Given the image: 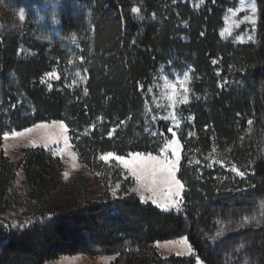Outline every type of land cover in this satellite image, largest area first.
<instances>
[{
	"label": "trees",
	"instance_id": "16d2710c",
	"mask_svg": "<svg viewBox=\"0 0 264 264\" xmlns=\"http://www.w3.org/2000/svg\"><path fill=\"white\" fill-rule=\"evenodd\" d=\"M27 1L0 0V136L63 121L106 196L91 197L82 175L62 181L58 159L42 148L15 163L1 156V211L30 200L43 209L0 229V264L77 253L114 255L109 264H264V0L257 44L220 36L229 0H136L135 13L124 0H65L44 32L3 16ZM54 65L58 80L45 79ZM160 65L188 74L178 108L180 213L142 201L131 178L99 159L157 154L167 141V124L147 130L144 116ZM19 169L27 200L13 186ZM181 236L192 256L160 254L158 242Z\"/></svg>",
	"mask_w": 264,
	"mask_h": 264
},
{
	"label": "rangeland",
	"instance_id": "374dc122",
	"mask_svg": "<svg viewBox=\"0 0 264 264\" xmlns=\"http://www.w3.org/2000/svg\"><path fill=\"white\" fill-rule=\"evenodd\" d=\"M64 1L29 0L23 8L16 11L10 7L6 8L3 16L7 23H13L14 20L20 22L28 20L40 30L41 25L46 27V23L54 20L56 10L63 7ZM229 1L231 7L225 10L223 25L219 30L220 36L223 39H231L236 44H257L261 4L257 0H243V3L242 0ZM132 2L134 3L136 0H124L122 6L132 10L135 8ZM253 7L255 8L254 13ZM253 20L255 23L252 22ZM46 28L41 29L42 32L47 29L52 30L49 27ZM47 37L48 34L45 33V38L47 39ZM71 62L69 54L67 65H71ZM185 74L187 72H178L160 65L151 80L144 109L146 123L149 126L147 130L154 128L159 122H165L169 134L167 141L163 143L157 154L132 153L120 156L126 159L127 164L115 159L105 160L102 158L104 154L99 156L100 160L111 164L116 170H120L122 175L133 180L129 192H134L140 199L144 197L142 201L167 213H180L182 210L183 187L178 188L175 181H179L177 170L182 155V144L178 137L181 124L178 108L188 101V79L185 80ZM73 75L78 83L85 81L84 73L80 69L73 71ZM58 77L57 65H54L44 78L57 81ZM13 132L17 135H12ZM13 132L6 133L7 138H5V134L0 136V159L2 156L15 163L26 149L42 148L52 158L58 159L62 168L60 173L62 181L67 182L82 175L88 182V193L91 197L106 196L101 182L102 175L91 170L80 160L63 121L36 123L30 128ZM23 178V172L19 169L13 186L27 200L28 196L26 192L24 194L22 185ZM177 190L180 191L179 197L168 195L170 191L174 193ZM42 209L33 200H30V203L26 205L7 206L2 211L0 208V229L4 228L8 232V230L20 227L28 218H36ZM157 247L164 257L170 255L190 257L193 255L186 236L158 242ZM114 257V255L91 256L77 253L74 256H62L50 264H109ZM199 260L201 264H205L201 259ZM193 264H197V257H194Z\"/></svg>",
	"mask_w": 264,
	"mask_h": 264
},
{
	"label": "snow or ice",
	"instance_id": "6c2138e0",
	"mask_svg": "<svg viewBox=\"0 0 264 264\" xmlns=\"http://www.w3.org/2000/svg\"><path fill=\"white\" fill-rule=\"evenodd\" d=\"M242 3H243V0H242ZM132 11L135 13V12L138 11V9L133 8ZM252 11H253V13L255 12V8L254 7L252 8ZM21 18H23L22 15H21ZM252 22L255 23L254 20ZM250 39H251V37H250ZM187 79H188V76H187V74H185V80H187ZM249 123H251V121H249ZM169 131H171V129H169ZM12 135H17V133L13 132ZM5 138H7V134H5ZM102 158L105 159V160L115 159L117 161H120V162H123V163L127 164V161H126V159L124 157L117 156V155H115L113 153L104 154V156ZM233 171H236L237 174L240 175V176H243L244 175V173L242 171H239L238 169L233 168ZM175 184L178 186V188H182L183 187L180 184V181H178V180L175 181ZM168 195L175 196V197H179L180 196V191L177 190L174 193L170 191L168 193ZM143 199H144V197H141V200H143ZM153 203H155V201H153ZM189 251H191V249H189ZM197 264H201L199 258H197Z\"/></svg>",
	"mask_w": 264,
	"mask_h": 264
}]
</instances>
